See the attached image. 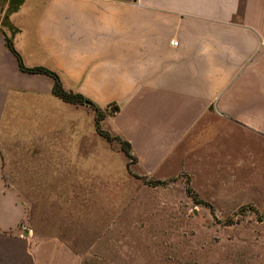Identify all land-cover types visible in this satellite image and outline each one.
Here are the masks:
<instances>
[{"label":"crops","instance_id":"obj_1","mask_svg":"<svg viewBox=\"0 0 264 264\" xmlns=\"http://www.w3.org/2000/svg\"><path fill=\"white\" fill-rule=\"evenodd\" d=\"M9 20L25 66L96 102L102 128L141 160L211 133L264 140V0H25ZM54 85L23 71L0 32V264H41L19 231L27 208L6 185L1 141L11 133L32 156L76 160L103 137L95 110Z\"/></svg>","mask_w":264,"mask_h":264},{"label":"rangeland","instance_id":"obj_2","mask_svg":"<svg viewBox=\"0 0 264 264\" xmlns=\"http://www.w3.org/2000/svg\"><path fill=\"white\" fill-rule=\"evenodd\" d=\"M9 5L0 32L13 31ZM208 137L151 162L103 137L82 159L35 157L7 134L6 185L27 208L19 231L41 264H264V140Z\"/></svg>","mask_w":264,"mask_h":264},{"label":"trees","instance_id":"obj_3","mask_svg":"<svg viewBox=\"0 0 264 264\" xmlns=\"http://www.w3.org/2000/svg\"><path fill=\"white\" fill-rule=\"evenodd\" d=\"M25 0H9V8L8 11L6 12V18H10V15H12L14 12L18 11L21 7V5L24 3ZM10 22V20H9ZM10 25L13 29L11 33L7 31H3V35L5 37L6 45L7 47L17 56L19 60L20 67L23 71L30 72V73H38V74H45V75H50L55 79V85L53 88V93L59 97L60 99L72 103V104H79V105H85L88 107H91L95 110L96 112V127L101 136L106 138L109 142H112L114 140H117L121 144V149L126 153V155L131 159V160H137V156L134 153L133 146L131 142L128 140L120 137V136H113L111 133L108 131L102 129L101 127V121L105 116V110H103L96 102L90 100L86 96H84L81 93L78 92H73V91H68L64 88L61 78L59 74L51 69H48L46 67H27L24 64L23 58L21 54L18 52V50L15 47L14 44V36L18 32V28H16L11 22ZM110 107H115L113 108L116 109L114 111H118L119 107L116 104L110 105ZM114 113L113 111H111ZM132 162L130 161L128 163V168Z\"/></svg>","mask_w":264,"mask_h":264}]
</instances>
